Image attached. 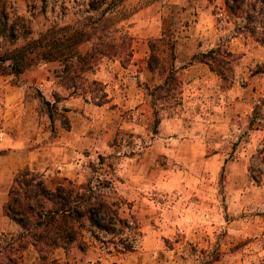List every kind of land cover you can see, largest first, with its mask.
<instances>
[{
  "label": "rangeland",
  "instance_id": "obj_1",
  "mask_svg": "<svg viewBox=\"0 0 264 264\" xmlns=\"http://www.w3.org/2000/svg\"><path fill=\"white\" fill-rule=\"evenodd\" d=\"M88 2L0 0L18 36L85 23V30L94 29L90 41L78 46L81 53L94 43L118 52L98 55L90 70L74 77L75 93L62 85L57 61L0 75V131L16 130L6 122L25 110L24 128L18 129L34 130L36 137L14 149L10 160H0V201L6 199L4 185L22 168L50 187L63 178L74 189L87 181L110 183L112 199L121 200L122 221L114 225L122 229L119 237L132 238L131 250L116 252V237L87 227L98 238L84 230L67 250L53 249L47 259L264 264V44L235 32L222 0H100L96 10ZM107 9L106 26L89 22ZM217 45L232 55L226 88L194 59ZM150 53L158 61L147 84L141 71ZM171 67L175 86L157 89ZM74 98L81 107L65 105ZM6 152L0 149V155ZM29 154L33 159L21 164L19 157ZM7 220L0 222V264H8L7 255L17 264H38L29 245L9 250L20 228L15 232Z\"/></svg>",
  "mask_w": 264,
  "mask_h": 264
},
{
  "label": "trees",
  "instance_id": "obj_2",
  "mask_svg": "<svg viewBox=\"0 0 264 264\" xmlns=\"http://www.w3.org/2000/svg\"><path fill=\"white\" fill-rule=\"evenodd\" d=\"M100 0H89L88 8L96 10ZM225 11L231 16L235 32L244 34L254 41L264 44V0H222ZM105 11L90 20L91 24L100 22L101 26L110 23ZM86 24L69 27L68 25H51L34 38L26 35L18 36L14 26L7 25L0 6V75H17L43 61H57L62 65V85L75 93L78 89L73 84L74 77L90 70L98 55H118L117 49L103 50L101 44L94 43V48L81 53L78 46L90 41L91 30H85ZM127 37V36H126ZM22 38L21 42H17ZM99 39V38H98ZM93 44V42H92ZM129 48V38L124 44V52ZM111 54V55H112ZM232 55L225 48L217 45L201 52L194 59L204 63L209 70L219 78L222 86L228 87L232 75ZM146 68L155 70L158 59L153 53L149 55ZM151 61L153 65L151 66ZM72 69L74 76L70 75ZM175 68H170L158 84L157 89L166 86V92L174 85ZM95 83L94 80L91 81ZM263 101V100H262ZM50 118L51 116L48 115ZM64 182L66 184H64ZM69 180L63 178L52 187L47 186L44 180L28 168H22L14 173L7 188L6 199L1 205L2 214L20 228L19 234L12 238L9 250L23 251L30 245L37 254L38 264H69L56 259H47L51 250L61 248L67 250L76 240L82 237L84 230L90 232L94 238L98 235L87 227L111 234L116 237L112 248L123 253L131 250L132 238L119 237L122 229L114 225V221H122L117 217L120 199H112L114 191H110V183L106 180H97L91 186L90 182L72 188ZM107 190V191H106ZM109 190V191H108ZM120 243V245H117ZM8 264H17L11 255L5 256Z\"/></svg>",
  "mask_w": 264,
  "mask_h": 264
},
{
  "label": "crops",
  "instance_id": "obj_3",
  "mask_svg": "<svg viewBox=\"0 0 264 264\" xmlns=\"http://www.w3.org/2000/svg\"><path fill=\"white\" fill-rule=\"evenodd\" d=\"M191 66V65H188V67ZM141 75H142V79L147 82H150L151 78H152V72L143 67L142 68V71H141ZM17 95V94H16ZM71 99V98H70ZM9 102V100L5 99V105H7ZM77 105V107H81V105H79V101L77 98H74L73 100H67L65 101V105ZM16 105H17V101H16ZM21 106V105H20ZM25 110H23L21 113L18 111L17 115L21 114V116L19 117V119H17L16 117L13 119L12 117V120L9 121V122H6L7 125H10L9 127H14L16 130H12V131H9V132H2L0 131V149H4L5 151H7L4 155H0V160H10L11 158H13V150H17V149H21L29 140H32V141H36L35 140V132H34V128L32 127L31 129L33 130V133L30 131H27L25 132L24 134L22 133V130L19 131V127H23L24 124H20V120L21 122L22 121V115L24 113ZM14 116H17L15 115V110H13V113ZM24 128V127H23ZM33 155L29 154L28 156H26L25 158L24 157H19V160L21 162V164H26L28 160H31L33 159ZM36 157V156H35ZM16 158V157H15ZM54 160V159H52ZM56 160V159H55ZM10 181L11 179H8V182L6 183V185H4V191L6 192L9 184H10ZM5 201V199L2 198V200L0 201V222H6L8 221L7 218L2 214L1 212V205L2 203ZM10 228L12 230H14L15 232L18 231V226L15 225V224H12V222H10ZM30 246V245H29ZM31 248V246H30Z\"/></svg>",
  "mask_w": 264,
  "mask_h": 264
}]
</instances>
